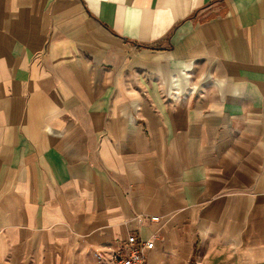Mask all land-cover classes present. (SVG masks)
Returning <instances> with one entry per match:
<instances>
[{
	"label": "crops",
	"instance_id": "obj_1",
	"mask_svg": "<svg viewBox=\"0 0 264 264\" xmlns=\"http://www.w3.org/2000/svg\"><path fill=\"white\" fill-rule=\"evenodd\" d=\"M155 235L264 264V0H0V264Z\"/></svg>",
	"mask_w": 264,
	"mask_h": 264
},
{
	"label": "built area",
	"instance_id": "obj_2",
	"mask_svg": "<svg viewBox=\"0 0 264 264\" xmlns=\"http://www.w3.org/2000/svg\"><path fill=\"white\" fill-rule=\"evenodd\" d=\"M151 221L153 223L160 222L156 217L152 218ZM157 239L158 235L149 241L139 240L137 237L131 236L121 249L112 251L111 264H147V255L154 249ZM96 257L102 263L106 254L100 251Z\"/></svg>",
	"mask_w": 264,
	"mask_h": 264
}]
</instances>
